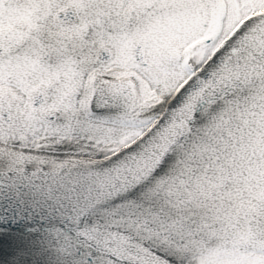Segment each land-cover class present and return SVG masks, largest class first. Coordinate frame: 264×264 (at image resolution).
<instances>
[{
	"label": "water",
	"instance_id": "95a60500",
	"mask_svg": "<svg viewBox=\"0 0 264 264\" xmlns=\"http://www.w3.org/2000/svg\"><path fill=\"white\" fill-rule=\"evenodd\" d=\"M122 3L109 8L108 15L115 17ZM147 42L134 41L131 60L149 69L141 49ZM185 68L190 76L176 88L154 124L111 156L49 170L0 169V238L39 251L26 254L32 264H159L94 243L84 232L86 220L163 177L165 161L189 144L197 131L210 135L235 119L234 113L264 107V12L241 21L199 70L188 63ZM133 104L132 85L121 81L94 89L87 112L125 116ZM216 115L218 124L210 120Z\"/></svg>",
	"mask_w": 264,
	"mask_h": 264
},
{
	"label": "flooded vegetation",
	"instance_id": "af4514ba",
	"mask_svg": "<svg viewBox=\"0 0 264 264\" xmlns=\"http://www.w3.org/2000/svg\"><path fill=\"white\" fill-rule=\"evenodd\" d=\"M129 2L111 18L95 0H0V136L7 143L78 136L73 129L85 118L79 105L87 107L91 90L130 81L122 71L138 70L131 60L133 39L151 38L123 27L131 22ZM191 5L199 29L206 31L199 43L215 48L241 18L264 11V0H191ZM238 258L235 264H264V251Z\"/></svg>",
	"mask_w": 264,
	"mask_h": 264
},
{
	"label": "bare ground",
	"instance_id": "6f19581e",
	"mask_svg": "<svg viewBox=\"0 0 264 264\" xmlns=\"http://www.w3.org/2000/svg\"><path fill=\"white\" fill-rule=\"evenodd\" d=\"M166 101V97L161 96L156 106L135 107L130 115L122 117L87 116L82 103L79 108L83 116L91 122L136 129L152 123L161 113ZM247 114L248 112L234 113L235 123L228 127L226 123L217 126L219 132L216 136H203L202 131H197L190 138L189 144L182 146L165 161L162 167L165 169L163 177L158 178V175V179H154L155 181L140 193L114 207L91 213L84 228L88 238L94 243L109 245L123 255L141 257L159 264H188L197 256L219 253L228 248L230 255L247 254L254 250L253 243L238 242L239 240H232L222 234L233 228L235 222L227 216L237 215L241 211L239 206L228 202L212 204L208 203L209 200L204 201L212 192H223L228 187V190L235 192L246 191L241 193L252 197L256 202L264 198V138L253 139L254 143H258L255 144L258 149L251 148L252 153L245 156V162L239 167L233 166V162L238 161L236 151L228 150L224 154L220 149L222 144L227 142V138H236L234 133L244 127L237 126L238 124L246 126L245 119L251 117ZM210 120H213L214 124L219 122L217 115ZM222 127L224 128L221 129ZM31 141L48 143V140L37 138L26 141L28 145L20 143L9 146L0 136V169L49 170L72 164H89L97 162L98 159L95 154L81 146L80 140H73L69 145L59 141V145L47 148L30 147ZM207 153L211 157L206 155ZM252 155L257 156L261 162H257V158ZM198 158L207 161H204L206 165L216 169L205 171V165L199 166ZM173 168L177 169L175 174ZM169 176L175 178L172 183L166 184ZM260 184L262 188L259 187ZM180 191L185 193L180 195L181 200L176 197ZM262 205L263 203H260L258 207H264ZM212 210H223L221 214L226 217L223 220L226 226L218 221L223 219L221 215L217 214L215 218L210 216ZM249 238L259 242L263 240L255 234H250ZM0 250V264H32L31 255L26 254H39V251L32 247L27 248L25 244L9 240L7 237L0 238ZM8 251L15 254L10 255Z\"/></svg>",
	"mask_w": 264,
	"mask_h": 264
},
{
	"label": "rangeland",
	"instance_id": "374dc122",
	"mask_svg": "<svg viewBox=\"0 0 264 264\" xmlns=\"http://www.w3.org/2000/svg\"><path fill=\"white\" fill-rule=\"evenodd\" d=\"M126 8V12L127 10H133V13H131V22L126 21L123 27L127 30L137 29L132 33L137 36L148 35L154 42L150 47L145 48L148 63L152 67L151 70H136L129 73V70L126 69L122 71V74L131 75L130 81L136 88V108L154 107L161 96L166 97L168 101L175 88L187 77V73L183 69L185 60L190 61L196 68H199L209 58L214 46H206L197 42L200 38L202 40L205 37L206 31L198 27L199 16L197 17L194 7L191 5V0H131V3L129 2ZM164 106L165 104L162 109ZM257 113L262 114L263 111ZM233 120L226 123L227 127L230 126L229 124L235 123L236 120ZM259 120H262V117ZM80 122L81 125L73 129L78 131V136L71 135L68 141H61V143L66 142L69 145L73 143V140H80V142L82 141L81 146L95 154L98 158L97 160H101L121 149L151 124L136 129L121 128L94 123L86 118L83 119L81 116ZM239 126H244L241 127L242 132L241 130L235 132L236 138H230V141L232 143L240 141L243 145L252 142L251 148L256 147L254 144L258 143H254L253 139L263 138L261 133H264V128L261 127H264V125L260 123V126L254 129L249 125L241 124ZM256 130L258 131L256 132ZM260 130H262L261 133ZM217 133L210 134V137L215 136ZM252 133L254 134L252 135ZM218 138L222 139V137ZM59 143L51 140L48 143L31 141L29 146L47 148L59 145ZM25 145L28 144L26 143ZM225 147L226 144L224 145ZM206 155L211 157L209 153ZM198 160L201 161L199 166L205 164V160L203 161L202 158H198ZM176 172L177 169H174L173 173L175 174ZM174 178L169 176L166 184L172 183ZM261 186L262 184L259 187ZM262 189L264 190V188ZM182 194L185 195L184 192L180 191L179 196L176 195L177 199L181 200L182 196L180 195ZM205 200H209L210 202L208 203L212 204L228 202L233 206H239L241 211L237 215L230 214V216H227V218L235 222L233 223V228L222 232V234L224 237L229 236L232 240H239L238 242H251L254 245V249L264 250V207H258L260 203L264 205V198H260L259 202H256L252 197H247L242 193L214 191L208 197H205ZM215 200L219 203L215 202ZM212 211L210 216L215 218L217 214L221 215L223 219L218 221L221 225L226 226L225 222H223L226 217L224 218L221 214L223 210ZM250 234L261 236L262 242L251 240L249 238ZM229 253L230 250L228 248L219 253L200 255L192 259L188 264L238 263L237 259H239L240 255L229 257L226 255ZM257 254L259 255L257 251H250L245 255L257 256Z\"/></svg>",
	"mask_w": 264,
	"mask_h": 264
}]
</instances>
